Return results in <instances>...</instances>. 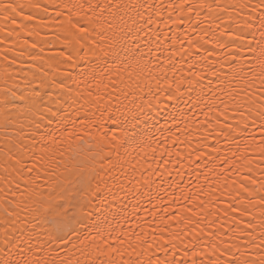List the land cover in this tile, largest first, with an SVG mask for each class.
Masks as SVG:
<instances>
[{
  "label": "snow or ice",
  "instance_id": "snow-or-ice-1",
  "mask_svg": "<svg viewBox=\"0 0 264 264\" xmlns=\"http://www.w3.org/2000/svg\"><path fill=\"white\" fill-rule=\"evenodd\" d=\"M0 264H264V0H0Z\"/></svg>",
  "mask_w": 264,
  "mask_h": 264
},
{
  "label": "bare ground",
  "instance_id": "bare-ground-1",
  "mask_svg": "<svg viewBox=\"0 0 264 264\" xmlns=\"http://www.w3.org/2000/svg\"><path fill=\"white\" fill-rule=\"evenodd\" d=\"M50 11H51V9H50ZM45 33H47V38H52V34H51V32L48 29L42 30L41 35L44 36ZM28 39L31 40L32 38H28ZM59 47H60V45L59 44H56L55 47H53L51 49H46V54L50 55V54L54 53L55 51H57L59 49ZM17 83H22L19 80V78H17Z\"/></svg>",
  "mask_w": 264,
  "mask_h": 264
}]
</instances>
